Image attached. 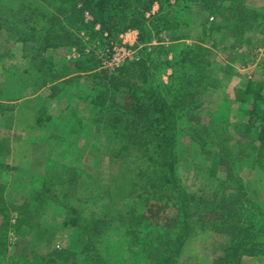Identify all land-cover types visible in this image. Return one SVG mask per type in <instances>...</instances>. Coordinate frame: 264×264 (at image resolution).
Returning a JSON list of instances; mask_svg holds the SVG:
<instances>
[{
    "label": "rangeland",
    "instance_id": "obj_1",
    "mask_svg": "<svg viewBox=\"0 0 264 264\" xmlns=\"http://www.w3.org/2000/svg\"><path fill=\"white\" fill-rule=\"evenodd\" d=\"M21 1L0 0L4 3L2 13L7 14ZM239 3L248 10L244 17L247 24L241 27L236 25L242 9ZM191 6V17H181V40H173L177 31H164L158 35L160 40L153 41L169 51L167 56L161 55V61L173 59L175 44L184 43L204 46L203 58L209 62L191 113L192 124L200 132L196 137L205 142L204 148H189L190 137L181 135L178 143L185 147L178 148L177 175L195 195L192 211L197 212L198 201L212 200L222 193L219 183L228 178L226 169L231 167L243 180L242 209L248 206L264 212V139L259 137L261 123L253 112L264 114V0H226L217 8L218 15L209 14L197 2ZM156 11L158 5L153 8ZM86 16L92 19L91 14ZM1 23L0 103L9 101L12 110L4 106L0 113V185L10 223L1 217L0 239L6 243L0 247V264H43L56 250L84 247L80 230L66 218L71 208L78 209L84 223L105 218L107 213L116 215L110 231L99 241L92 234L106 261L146 264L138 263L139 259L130 254L121 233L127 205L142 203L135 187L139 174L135 166L142 162L136 164L135 158L117 155L122 137L101 124L105 120H100L103 116L99 117L91 103L97 94L91 73L105 69L115 74L116 69L108 63L113 46L124 44L133 50L132 59L120 66L144 57L139 33L127 31L119 41L108 33L91 38L82 31L80 47L47 51V58L53 60L51 80L37 89L35 82L41 72L32 59L38 44L24 45L7 30L3 16ZM155 50L152 46L147 49ZM171 73L168 68L160 74L165 83H169ZM221 144L227 152L221 154L228 163L215 165ZM44 181L50 183L46 189ZM43 189L49 192L45 194ZM153 192L144 193L151 205L150 219L170 222L177 213L176 206L173 202L159 203L160 193ZM200 226L196 222L185 239L178 264H223L230 236ZM238 261L264 264V256L240 255Z\"/></svg>",
    "mask_w": 264,
    "mask_h": 264
},
{
    "label": "trees",
    "instance_id": "obj_2",
    "mask_svg": "<svg viewBox=\"0 0 264 264\" xmlns=\"http://www.w3.org/2000/svg\"><path fill=\"white\" fill-rule=\"evenodd\" d=\"M194 2L209 14L218 15L217 8L224 6L226 0H22L7 14L2 13L4 3H0V17L5 18L7 30L24 45L38 44L32 57L34 67L38 66L41 72L35 82L37 89L51 80L53 60L46 56L50 49L80 47L82 31L91 38L108 33L120 41L123 33L138 30V43L146 51L144 57L125 62L114 75L105 69L91 73V80L97 86V94L91 103L97 108L99 117L103 116L100 120H105L101 124L122 137L117 155L135 158L136 164L142 162L135 166V172L139 171L135 187L142 203L136 201L127 205L126 217L121 221L127 249L139 259L138 263L178 264L181 247L196 222L202 229L209 228L230 236L223 264H238L240 255L264 256V212H256L258 208L253 211L248 206L242 209L244 184L235 170L226 169L228 178L219 183L222 193H217L212 200L198 201L197 212L192 211L195 195L186 190L177 175L178 148L185 147L178 143L180 136L190 137L189 148H204L205 142L196 137L200 132L196 124H192L191 113L195 109L199 88L206 79L209 62L203 58L204 46L184 43L173 45V59L167 57L161 61V55L167 56L169 51L167 47L155 46L153 41L160 40L158 35L164 31H177L173 40H181L182 35L178 33L181 17L183 14L185 18L186 15L191 17ZM155 5H158V11L153 12ZM247 11L245 5L242 6L238 27L247 24L244 18ZM87 13L92 19L87 18ZM0 28H4L3 23ZM149 46L154 47L155 52H148ZM168 68L172 73L169 83H165L160 74ZM88 71L91 72L92 68ZM52 88L56 89L57 85ZM7 102L0 103L1 114L5 111L4 106H8ZM7 109L12 110V107ZM253 112L261 123L259 137L264 139V114ZM221 148L215 154V165L228 163L221 154V151L227 152L223 145ZM49 184L44 181V189ZM44 189L41 191L45 194L49 192ZM147 190L160 193L159 203H174L177 213L170 222L150 219L151 205L144 197ZM3 191V185H0V219L5 216V222L10 226ZM70 212L66 218L80 230L85 246L56 250L44 259L43 264H116L104 259L92 239V234L97 235L99 241L108 233L116 215L107 213L105 218L84 223L78 209L71 208ZM5 243L1 238L0 247Z\"/></svg>",
    "mask_w": 264,
    "mask_h": 264
},
{
    "label": "built area",
    "instance_id": "obj_3",
    "mask_svg": "<svg viewBox=\"0 0 264 264\" xmlns=\"http://www.w3.org/2000/svg\"><path fill=\"white\" fill-rule=\"evenodd\" d=\"M128 32H135L138 34V30H129ZM112 56L110 57V61H108L110 68L115 70L117 69L123 61L127 59H132V49H128L124 44L123 45H115L113 46Z\"/></svg>",
    "mask_w": 264,
    "mask_h": 264
}]
</instances>
